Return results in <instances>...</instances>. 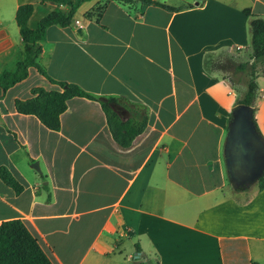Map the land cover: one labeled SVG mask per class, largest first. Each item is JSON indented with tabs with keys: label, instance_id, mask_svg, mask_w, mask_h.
<instances>
[{
	"label": "crops",
	"instance_id": "obj_1",
	"mask_svg": "<svg viewBox=\"0 0 264 264\" xmlns=\"http://www.w3.org/2000/svg\"><path fill=\"white\" fill-rule=\"evenodd\" d=\"M155 1L186 6L87 0L72 25L45 29L37 62L48 77L146 124L120 148L98 101L75 96L50 130L14 109L33 87L60 90L29 67L0 97V167L22 185L0 179V223L20 220L51 264H264V187L235 192L222 152L244 89L231 67L251 52L243 9L264 18V0ZM25 3L31 29L53 6L0 0V73L22 57L14 14ZM255 83L264 138V76Z\"/></svg>",
	"mask_w": 264,
	"mask_h": 264
},
{
	"label": "trees",
	"instance_id": "obj_2",
	"mask_svg": "<svg viewBox=\"0 0 264 264\" xmlns=\"http://www.w3.org/2000/svg\"><path fill=\"white\" fill-rule=\"evenodd\" d=\"M39 2H49L53 6L51 10L41 17L31 29L27 25L28 18L32 12V4L25 3L17 6L14 20L18 27V33L23 43V53L17 59L12 70H4L0 73V97L4 91L14 83L22 80L27 75V69L33 67L39 74L47 78L50 82L58 85L60 90L46 91L40 87L30 89L31 97L14 101V109L17 113L33 114L48 129L57 130L59 127V114L64 110L66 100L83 96L98 101L105 117V121L112 139L120 148L130 146L133 138L140 134L146 124L145 116H131L125 120L111 107L113 98L99 97L89 94L80 89L74 83L55 81L48 77L42 67L37 62V57L41 52L40 42L42 41L45 29L49 25L61 27L73 24V16L77 7L87 0H38ZM120 3H132L139 1L146 5H157L169 11H177L186 5L169 6L155 0H115ZM105 2L98 4L84 13V18L97 17ZM65 6L61 9L60 6ZM243 13L248 18V41L250 54L244 62L235 63L231 67L229 78L235 81L238 75L244 84L241 96L236 99L235 107L243 104L250 109L251 122L258 136L264 142L258 126L253 117L254 100L256 97L257 86L255 78L259 75L264 76V18L254 15L248 9H243ZM222 67L225 61L222 59ZM217 67L220 64H216ZM258 67H261L258 69ZM260 69H262L261 72ZM239 80V79H238ZM0 179L15 192L21 190L22 185L3 167H0ZM258 188L264 187V173L255 181ZM235 192L244 191L246 188L233 189ZM138 250V247H136ZM0 264H51L44 255L36 240L30 235L25 225L20 220H8L0 223Z\"/></svg>",
	"mask_w": 264,
	"mask_h": 264
},
{
	"label": "water",
	"instance_id": "obj_3",
	"mask_svg": "<svg viewBox=\"0 0 264 264\" xmlns=\"http://www.w3.org/2000/svg\"><path fill=\"white\" fill-rule=\"evenodd\" d=\"M222 152L232 188H244L264 173V142L251 122L250 109L243 104L230 112ZM30 167L38 170L36 162H32Z\"/></svg>",
	"mask_w": 264,
	"mask_h": 264
},
{
	"label": "rangeland",
	"instance_id": "obj_4",
	"mask_svg": "<svg viewBox=\"0 0 264 264\" xmlns=\"http://www.w3.org/2000/svg\"><path fill=\"white\" fill-rule=\"evenodd\" d=\"M179 1H190V0H168V2H171V3H177V2H179ZM110 5H113V4H110ZM230 71V69H225V71L224 72H229ZM262 70H260V71H258V72H261ZM254 186H256V183L255 182H253V183H251L250 185H248V186H246L245 188L246 189H250V188H253Z\"/></svg>",
	"mask_w": 264,
	"mask_h": 264
},
{
	"label": "built area",
	"instance_id": "obj_5",
	"mask_svg": "<svg viewBox=\"0 0 264 264\" xmlns=\"http://www.w3.org/2000/svg\"><path fill=\"white\" fill-rule=\"evenodd\" d=\"M234 52V51H233Z\"/></svg>",
	"mask_w": 264,
	"mask_h": 264
}]
</instances>
